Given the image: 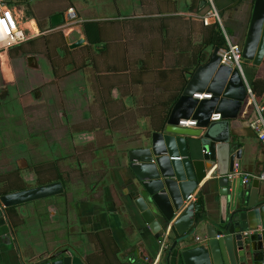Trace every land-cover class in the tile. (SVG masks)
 I'll use <instances>...</instances> for the list:
<instances>
[{"label": "crops", "instance_id": "0c3cea01", "mask_svg": "<svg viewBox=\"0 0 264 264\" xmlns=\"http://www.w3.org/2000/svg\"><path fill=\"white\" fill-rule=\"evenodd\" d=\"M76 3L78 1H72L71 5L75 10L78 9ZM104 4L117 10L113 15H104V21L95 19L103 22L102 25L105 22L103 46L95 50L86 36V44L71 49L69 43L86 35L83 25L82 32H72L66 48L68 46L67 50L71 51L70 55L87 53L86 62L74 65L67 70L68 75L58 80L67 87L60 90L61 99L74 105L73 109H64L61 117L65 121L71 120L70 112L79 111L82 116L75 117V121L89 125L85 130L74 124V133L68 132L70 145L80 156L74 155L72 161L71 158L60 159L69 163L61 166L64 193L59 195L69 191L71 196L66 193L68 200H64V210L61 213L57 210L58 217L51 221L59 220L62 228L58 226L56 234L44 228V216L38 223L42 240L28 238L26 226L21 225L18 229L12 223L22 215L24 204L14 206L16 213L10 214L0 200V264H34L40 257L63 248L75 250L87 264H149L144 255L154 259L160 253V238L154 235L133 205L131 194L135 181L129 168L128 151L154 131L148 108L156 104L164 92L156 74L162 57L168 67L184 68L187 65L193 44L201 41L202 15L209 5L204 0H105ZM215 6L230 43L241 47L250 20L251 1L215 0ZM64 18L67 24L66 11ZM164 19L170 30L166 35L158 28ZM197 31L199 40L195 37ZM10 50L0 52V95H5L9 86L16 87L13 82L17 60L21 62L23 57L28 58L24 54L12 58ZM211 51L208 49L207 55ZM57 52L62 57L66 53L63 50ZM2 56L8 63L5 68L1 67ZM144 65L147 71L141 72ZM261 66L263 68V63L254 65L248 61L249 70ZM250 96L249 106L230 122V128L239 142L236 149L243 150L242 171L257 175L264 171V144L251 123L257 117V104L264 105V95L261 99L254 93ZM211 99L213 96L204 100ZM71 168L76 171L74 181ZM205 181L193 193L196 198L205 197L208 188L214 189V185ZM260 186L264 190L262 181ZM57 196L48 198L52 200ZM206 204L210 215L217 217V203ZM50 215L54 217L52 211ZM196 237L203 239L204 230L199 229ZM167 252L162 264H169ZM174 262L172 259L170 264Z\"/></svg>", "mask_w": 264, "mask_h": 264}, {"label": "water", "instance_id": "95a60500", "mask_svg": "<svg viewBox=\"0 0 264 264\" xmlns=\"http://www.w3.org/2000/svg\"><path fill=\"white\" fill-rule=\"evenodd\" d=\"M11 3L13 0H4ZM23 2L25 0H15ZM252 4L243 40V59L261 65L264 61V0ZM51 30L65 29L68 42L72 29L82 32V22L66 26L64 13L50 19ZM74 27L71 28L70 27ZM69 30V31H68ZM86 35L69 43L71 49L86 44ZM215 46L206 61L189 76L180 98L160 130L142 137L128 151L134 175L133 205L157 238L170 234L169 264H264V190L254 179L245 185L230 179L236 164L242 171L243 150L230 122L250 101L248 81L241 70L221 63ZM208 91L213 99L199 100ZM214 113L221 120L211 121ZM196 119L195 127H181L182 119ZM181 156V159H176ZM206 180V181H205ZM214 185L207 194L188 200L203 182ZM203 186V185H202ZM64 193L61 181L37 185L0 196L4 207L19 206ZM208 196V199H207ZM208 200V201H207ZM217 203L219 214L212 217L206 203ZM203 229L205 237H196ZM250 230L248 234L244 232ZM34 264H87L71 248L58 249Z\"/></svg>", "mask_w": 264, "mask_h": 264}, {"label": "rangeland", "instance_id": "374dc122", "mask_svg": "<svg viewBox=\"0 0 264 264\" xmlns=\"http://www.w3.org/2000/svg\"><path fill=\"white\" fill-rule=\"evenodd\" d=\"M28 1L34 13L33 17L37 19L40 26L43 25V30L46 29L47 31L43 32V35H39L40 37L34 38L33 42L23 45L26 50L24 56L31 57L28 58L29 61L25 60V57L22 58L21 62H18L19 59L17 60L16 65L20 71L18 69L14 70L16 80L13 83L16 87L14 85L9 86L6 94L0 95V184L5 183L10 178L13 180L18 177L19 175L13 173L17 167L21 168L19 174H21L24 183L29 187H33L39 177L45 175L35 171L32 167L33 164L67 158H71L72 161L74 155L80 156V153L77 154L74 150L75 147L70 145L68 132L74 130V126L72 127L74 124H79L77 127L79 129L86 130L89 127L87 122L75 121V117L82 116V112L76 111L74 113L71 111V120L68 119L67 121L61 117L64 109L68 107L73 109L74 105L69 102L65 103L61 99L60 90L64 88L66 90L67 87L58 80L68 75L67 70L72 69L74 65L78 66L85 63L87 53L81 56L70 55L66 48L67 40L63 32L65 29L56 31L48 29L50 28L47 25L49 15L55 11H67L72 5V1H78L76 3L78 5L76 13L83 20L97 18L104 21L106 17L104 15H113L117 9L116 7L108 8L104 4L105 0ZM26 7V5L22 6L21 11L25 12ZM21 11H18V13L21 17L27 19L26 12L24 15ZM25 25L38 31L34 20ZM68 25L70 26V24H66V26ZM71 28L74 27L71 26ZM72 32H77V28L72 29L70 34ZM199 32L201 33V30ZM199 32L197 31L195 36L198 40ZM58 49H62L64 53L66 52L63 57L59 56ZM101 54V58H104L105 55ZM76 57L77 60H75ZM103 61L107 62L106 59H103ZM68 62L73 64L69 65ZM66 64L69 66L65 67ZM243 69L247 76L249 73L248 60L243 59ZM63 115L67 117L66 114ZM79 158L77 157L78 160ZM64 161H60V168L64 163H69L68 160ZM74 170L73 168L70 169L73 181L76 177V171ZM66 193L68 197L71 196L69 191ZM66 193L62 196L58 195L52 200L48 198L37 203H25L21 206L23 216H19V218H16V222L12 221V223L18 229H21L19 228L21 225L26 226L29 230L28 238L41 241L38 223L42 222V217L45 216L43 219L44 228L52 230V233L57 232L58 226L61 227L59 220L51 221V219L58 217L57 210H59V213L64 210V200H68ZM49 207H52L51 211L54 217H51ZM51 237L57 239L54 236ZM62 238L66 237L62 236Z\"/></svg>", "mask_w": 264, "mask_h": 264}, {"label": "trees", "instance_id": "16d2710c", "mask_svg": "<svg viewBox=\"0 0 264 264\" xmlns=\"http://www.w3.org/2000/svg\"><path fill=\"white\" fill-rule=\"evenodd\" d=\"M192 10H196L193 8ZM199 10V8H197ZM59 11H55L50 13L49 18L58 13ZM28 17H33L34 13L31 8L27 11ZM43 30V25L40 26ZM83 27L85 34L87 36L88 42L96 48V45L102 44L103 42V25L100 21H85L83 22ZM159 30L162 33H170L169 25L165 19L159 23ZM32 41L28 42L31 43ZM228 45L225 33L219 23H211L209 25H205L201 31V41L198 44H193V49L191 56L188 58V63L184 68L181 67H168L164 64V57H162L161 65L156 70V74L158 76L159 82L163 85V90L160 94V97L156 104H152L149 109V115L152 119V124L154 126V130H160L167 122L172 107L176 103V101L182 95L184 88L188 82L189 75L201 64H203L207 59V50L213 49L215 46H219L220 48L226 47ZM68 48V46H67ZM98 49V48H97ZM68 51V50H67ZM26 52L23 45H19L18 47L11 49L10 53L12 58L16 55H22ZM1 67H6L8 65L5 56L1 58ZM143 70L141 72H146L145 65L142 67ZM249 73L246 76L250 87L253 90L254 95L257 99H261L264 95V62L263 68L261 67H253L252 70H248ZM246 75V74H245ZM158 81V80H157ZM249 106V103H248ZM247 107V106H246ZM57 160V159H56ZM56 160L42 161L33 164V168L35 171L44 175L43 177H39L37 185H43L55 181H63V175L61 171H59L58 164ZM42 170H44L42 172ZM18 177L15 179H8L5 183L0 184V196L12 193L15 191L23 190L29 188L21 178L20 168L15 169V172ZM15 174V175H16ZM8 212L10 214L16 213L15 207H8ZM108 243L110 241L108 239Z\"/></svg>", "mask_w": 264, "mask_h": 264}, {"label": "built area", "instance_id": "2783aa9c", "mask_svg": "<svg viewBox=\"0 0 264 264\" xmlns=\"http://www.w3.org/2000/svg\"><path fill=\"white\" fill-rule=\"evenodd\" d=\"M208 5L209 9L206 13L202 15V21L205 25L211 23H219L225 33L228 45L226 47L220 48L218 54L221 57V63L230 67H237L245 75L243 69V55L242 48L238 45H233L229 41L228 34L223 26L220 13L215 6V0H204ZM30 22L28 19L21 17L18 11L8 2L0 0V52L10 50L16 46H19L26 41L40 34V30L35 31L34 29L27 27L26 23ZM81 22V19L77 15L73 7L67 9L66 11V23L75 24ZM248 92L253 95V90L248 84ZM197 99H210L212 98V93H198L194 95ZM257 117L251 123V127L258 132L261 141L264 144V105L257 104ZM220 113H214L211 117V121L221 120ZM198 121L196 119H182L179 121V126L181 127H195ZM179 156L176 159H181ZM237 177L241 178V182L245 185L252 182L254 179H259L264 183V171L260 174H253L248 172H243L238 170L236 164L234 172L229 174L230 179H235ZM196 199V194H192L188 197V200ZM250 230H246L244 233L248 234ZM161 248L160 253L156 258H151L148 255H144L145 262L149 264H162L163 255L170 248V234L169 231H164L163 235L160 237Z\"/></svg>", "mask_w": 264, "mask_h": 264}, {"label": "flooded vegetation", "instance_id": "af4514ba", "mask_svg": "<svg viewBox=\"0 0 264 264\" xmlns=\"http://www.w3.org/2000/svg\"><path fill=\"white\" fill-rule=\"evenodd\" d=\"M17 11H21V8H22V6H24V5H26L27 7H26V9H25V12L30 8V3H29V1L28 0H25V1H23V2H17V1H15V0H13L11 3H10ZM76 11V10H75ZM21 12H23L24 13V15H25V12L24 11H21ZM59 12H63L64 13V11H59ZM58 12V13H59ZM57 14V13H56ZM55 15V14H54ZM78 15V14H77ZM53 16V15H52ZM26 18L29 20V21H31V20H34L35 22H36V25H37V27H38V30H40V34H38V35H36V36H33V38H31L30 40H28V41H26L25 43H28V42H30V41H32L33 42V39L34 38H36V37H40L39 35H43V32H45V31H47L46 29H45V31H42V28L40 27V25H39V23H38V21L37 20H35L33 17H28L27 16V13H26ZM50 19H51V17L48 19V21H47V25H48V27H50V28H48V29H52L51 28V25H50ZM81 19V18H80ZM81 21L82 22H85V21H98V20H95V19H86V20H83V19H81ZM49 32V31H48ZM50 33V32H49ZM55 34V33H54ZM53 34V35H54ZM45 35V34H44ZM25 43H23V44H25ZM22 45V44H21ZM91 45V44H90ZM100 46H103L102 44H99V45H96V48H99ZM91 47L92 48H95L93 45H91ZM58 50H62V49H58ZM69 52H71L70 50H69ZM31 57V56H30ZM30 57H28V58H30ZM27 58V61H29V59ZM29 68H31V67H29ZM19 70V69H18ZM20 71V70H19ZM16 117H18V116H16ZM56 162H57V164H58V167H59V171H61V168H60V166H59V164H60V160H56ZM21 169V168H20ZM44 171V170H43ZM42 171V172H43ZM44 174H45V172H44ZM45 175H47V174H45ZM36 186V185H35ZM34 187V186H33ZM30 188V187H29ZM39 201V200H38ZM32 203H35V202H32Z\"/></svg>", "mask_w": 264, "mask_h": 264}]
</instances>
